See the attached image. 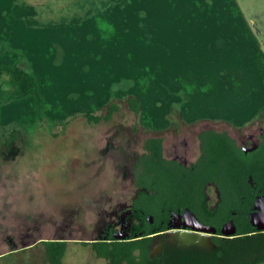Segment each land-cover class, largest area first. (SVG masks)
<instances>
[{
	"label": "rangeland",
	"instance_id": "1",
	"mask_svg": "<svg viewBox=\"0 0 264 264\" xmlns=\"http://www.w3.org/2000/svg\"><path fill=\"white\" fill-rule=\"evenodd\" d=\"M237 1L248 18L259 14L260 24L250 27L264 49V0ZM256 1L258 11L249 9L248 5L256 8ZM7 2L0 0V39L13 41L29 54L19 64L39 76L50 97V111L48 119L35 130L26 131L18 116L12 115H23L24 106L9 107L0 120V264H48L42 242L57 241L62 236L70 241L64 264H107L97 258L92 244L74 241L93 240L101 221L110 220L105 213L119 204H130L135 188L128 169L144 154L146 140L162 138L166 158L174 157L175 150L180 154L188 150L190 159L196 161L200 132L215 130L246 140L264 127V110L244 123L223 119L231 115L220 114L229 102L228 96L221 97L220 90L232 87V79L237 78L240 80L234 85L243 89L241 96H255L261 86L260 98L249 106L258 110L262 103L264 107V76H258L255 86L256 67L232 20L216 26L224 27L220 36L223 42L216 48L210 45L218 36L215 30L206 28L205 21L195 15H188L193 25L177 21L171 32L168 17H151L153 28L158 23L166 27L162 28V42H157L154 30L143 32L136 18H123L111 11V0H14L10 9ZM209 16L211 21L215 19L210 12ZM152 42L160 45V51L183 49L191 55L201 54L206 45L212 54L232 63L216 66L212 56L205 55L203 61L209 60L214 67L208 66L202 77L182 68L180 76L187 91L176 96L157 87L154 100L143 99L142 113L136 115L128 98H141L153 89V81L102 84L91 65L103 59L104 52H115L120 62L110 64L113 75L119 65L129 67V58L124 55L134 53L137 43ZM58 48L63 52L62 60L57 58ZM195 69L199 70L198 65ZM160 81L178 88L170 78L162 76ZM205 103L223 118L195 120L194 115ZM111 105H118L119 111L109 121L89 123L83 116L86 111L104 116ZM59 119L62 124H52ZM210 195L215 200L216 191L210 190ZM10 240L16 242L15 250L10 248ZM160 243L156 240L153 248Z\"/></svg>",
	"mask_w": 264,
	"mask_h": 264
},
{
	"label": "trees",
	"instance_id": "2",
	"mask_svg": "<svg viewBox=\"0 0 264 264\" xmlns=\"http://www.w3.org/2000/svg\"><path fill=\"white\" fill-rule=\"evenodd\" d=\"M3 1V0H2ZM8 1V2H7ZM14 0H5L7 8L10 9ZM220 4V5H219ZM224 5V6H223ZM111 11H115L120 17L137 19L142 26L143 32L148 29L156 35V41L162 42L163 29L166 27L158 23L152 27L151 17L162 20V14L168 17L170 31L174 30L175 24L189 22L193 25V20L188 15H195L196 18L204 20L206 28L215 30V37L210 45L219 48L223 42L222 37L224 27H216L228 20L237 24V30L241 37L240 41L248 52L249 59L256 67L257 79L255 86L258 84V76H264V49L259 45L257 38L247 22L237 0H111ZM163 6V8H161ZM5 8V9H7ZM155 8V9H154ZM3 9V8H1ZM163 9V10H162ZM166 9V12H164ZM159 11L161 13H159ZM151 14H150V13ZM209 12L215 15V19L210 20ZM153 17V18H154ZM190 19V20H189ZM163 28V29H162ZM148 32V31H147ZM246 35L247 37H242ZM145 45V46H143ZM136 51L129 55H124L127 59L126 69L119 65L116 73L112 75L113 69L110 64H119L120 60L116 59V53L104 52L103 59L98 63L91 65L95 78L102 84L110 85L114 82L136 79L139 81H153V89L148 90L146 94L130 96L128 105L131 111L139 115L143 109V99L154 100V94L157 87H163L169 95H176L182 91H187L184 85V78L180 76L184 71L194 73L196 76L205 75L206 69L214 67L209 60L203 61L205 55L214 60L216 66H226L231 61H225L211 53L206 45L202 46L201 54L191 55L190 51L185 52L183 49H173L172 51H160V45L157 43H137ZM217 51V50H216ZM137 52L136 55H134ZM167 52V53H166ZM196 52V53H199ZM56 54L58 59L62 60L63 52L58 48ZM23 49L17 47L13 41L0 39V120L3 114H6L9 107L24 106L23 115L18 112L12 113L17 117L19 124L26 130L37 129L42 125L49 116L50 97L44 90L42 82L36 73L22 68L19 61L27 58ZM117 60V62H115ZM162 60L164 66H162ZM238 60V59H236ZM61 62V61H58ZM187 62H191L187 65ZM210 63V65L208 64ZM151 64L152 68L147 65ZM198 65L199 70L195 71ZM236 70V69H235ZM259 74V75H258ZM237 73V77H239ZM163 77L170 78V81L178 86L174 90L171 85H166L160 81ZM240 79H232V87H224L220 90L221 97L228 96L229 102L225 103L220 112L221 115H231L223 118L216 110L209 108V104L198 110L194 119L202 118H223L227 120L244 123L254 117L257 113L264 110L263 104L258 105V110H253L249 106L251 102L258 101L262 94L256 88L255 96H248L243 93V89L236 84ZM137 92V91H136ZM259 92V94H258ZM143 93V92H142ZM246 93V92H245ZM240 94V95H239ZM190 99H193V95ZM247 99V101H244ZM250 102V103H249ZM194 106V104H193ZM192 106V107H193ZM252 106V104H251ZM201 107V106H199ZM197 108V107H196ZM119 111L118 105H111L104 116L94 115L90 111L83 113L89 123H100L101 121L111 120L114 113ZM232 118V119H231ZM62 120L52 121L53 125L62 124ZM201 157L198 160V170L196 174L183 177L177 170H172L170 162L163 156V139L159 137L149 138L144 143V154L140 161L147 162L153 177L148 181H143L139 185L145 187L154 194L141 193L137 201V206L141 209L139 212L138 222L133 225V234L130 240L117 241L113 234H110L109 241L84 243L92 244V248L97 258L104 259L107 264H149V245L153 241V236L168 230L166 222L169 215H164L163 208L175 209L174 207H188L197 217L208 225L214 226L218 231L221 230L223 223L232 219V212H238L245 219L247 227H251L248 222V213L241 211L240 202L243 196L247 197V205L253 207L255 194L251 189L249 180L253 178V183L258 189V183L264 186V135L263 143L259 150L246 154L237 143L226 133L207 130L199 134ZM8 145L9 143L6 142ZM0 142V155H1ZM212 181L218 187L221 202L219 208L210 212L205 205L203 189L206 182ZM145 203L141 205L139 203ZM139 204V205H138ZM153 217L154 223L150 222L149 217ZM235 219L238 225V218ZM162 221L165 224L162 225ZM241 225H244L243 221ZM239 226V225H238ZM249 230V229H248ZM248 230L240 228L241 236L232 239L215 238L216 251L210 258L195 256L190 259L189 264H260L264 262V234L246 235ZM46 260L48 264H64L68 243L59 241H44ZM164 264H179L174 254L166 257Z\"/></svg>",
	"mask_w": 264,
	"mask_h": 264
},
{
	"label": "flooded vegetation",
	"instance_id": "3",
	"mask_svg": "<svg viewBox=\"0 0 264 264\" xmlns=\"http://www.w3.org/2000/svg\"><path fill=\"white\" fill-rule=\"evenodd\" d=\"M199 134H198V141H199ZM263 135H264V127L260 128L258 135H249L246 137V140H240L237 138L235 139L234 137H231L230 135L229 136L237 143V145L240 148L250 149L247 148V146L251 148L254 146H258L257 150H259V148L263 143ZM163 156L168 161L174 162L173 164L170 165L172 167V170L173 169L177 170L183 177L194 175L199 169L197 164L199 158L201 157L200 141H199V156L196 161H192L190 159L188 150H186L183 154H180L178 150H175L174 157L169 159L165 157L164 148H163ZM128 175H129V179L131 180L132 186L135 188V193L131 199L130 204L129 203L119 204L116 207H114V209L112 208L110 212L105 213V217L110 218V220L106 219L104 221H101V226L95 233L93 240L74 241V242L77 243L107 242L109 241L110 234H113V236L115 234L127 235L128 238L126 240H130L131 235L133 234V225L138 222L137 216L141 211L139 206H137L136 204L140 194L141 193L154 194L153 192L148 191L145 187L140 186L139 184L143 181H148L149 179H151L154 173L151 171V167L147 162L140 161V159L138 158V160L132 166L129 167ZM249 183L251 189L254 190L253 193L251 192L250 194L252 195L255 194L253 207L249 209L247 205L248 202L247 197L243 196L240 202V206H241L240 210L248 213L247 214L248 222L250 223L251 227H247V225L245 224V219H243L241 215L239 216L238 212H232L231 216L233 218H238L239 226L236 225L235 219L232 218L227 220L225 223H223L221 230L218 231L214 226L203 223L197 217V215L194 212H192L188 207H174L175 209L163 208L162 212L164 213V215L167 214L169 215V220L166 222L168 230H166L163 233L155 234L153 236V241L148 247L149 256L151 259V262L149 264H164L167 259L166 257L169 254H174L175 257L178 259L179 264H189L188 261L190 262V259L195 256L210 258L217 249L214 239L215 238L232 239L239 237L241 236L239 232L240 228L244 230L249 229L246 235L264 234V230L260 231L257 228H255L251 224V220H250L251 215L255 213V202L257 199H258V206L262 208L260 212H263L264 186L263 183H258V189H257L255 184L253 183L252 177H250ZM212 189L216 191L215 200L212 199L210 195V190ZM202 198L204 199L205 205L210 212H214L219 208L221 202V195L215 183H213L212 181L206 182L205 187L203 189ZM188 210L192 212L203 225L215 228L217 230V234L209 235L201 232H196L190 228L185 227L189 224V222L184 217L185 212ZM242 221L244 225H241ZM230 222H233L236 230V234L232 237L225 236L221 233L222 229ZM163 224H165V221H162V225ZM27 238H30V236L29 237L27 236ZM156 240H161V243L159 246H157V248L154 249L153 246L155 245ZM57 241L67 242V243L70 242L68 241V239L64 238L63 236L58 238ZM9 246L12 250H15L17 248V244L13 240L9 241Z\"/></svg>",
	"mask_w": 264,
	"mask_h": 264
},
{
	"label": "water",
	"instance_id": "4",
	"mask_svg": "<svg viewBox=\"0 0 264 264\" xmlns=\"http://www.w3.org/2000/svg\"><path fill=\"white\" fill-rule=\"evenodd\" d=\"M258 149V146H254L250 149H246V148H242L243 152L248 154V153H252L255 150ZM252 181V179H251ZM261 207L258 206V199L255 202V213L251 215L250 220H251V224L257 228L260 231L264 230V208H263V212L261 211ZM184 217L187 221H189V224L185 227L190 228L196 232H201V233H205V234H209V235H216L217 234V230L215 228L203 225L198 219L197 217L190 212L189 210L185 212ZM153 217H150V222L153 223ZM221 233L225 236H234L236 234V230L234 227L233 222H230L228 225H226ZM170 234V233H169ZM163 235V234H162ZM128 237L127 235H122V234H115L114 235V239L118 240V241H123L126 240ZM260 264H264L260 263Z\"/></svg>",
	"mask_w": 264,
	"mask_h": 264
},
{
	"label": "crops",
	"instance_id": "5",
	"mask_svg": "<svg viewBox=\"0 0 264 264\" xmlns=\"http://www.w3.org/2000/svg\"><path fill=\"white\" fill-rule=\"evenodd\" d=\"M237 2H238V1H237ZM246 2L248 3V1H246ZM238 4H239V6H240V8H241V10H242V12H243V14H244V16H245L247 22L249 23V25H250V26H251V25H254V26L256 25V26H258V25L260 24L259 14H258L257 17H256V15H255V16H254V15L251 16V14H250L251 18H248V17L246 16V14L244 13V11H243V7H242V5H241L239 2H238ZM253 4H254V6H256L255 9H254V8H250L249 5H248V8L251 9V10L258 11V9H259L258 1H256V3H253ZM258 31H259V27H258ZM258 34H261V33L259 32Z\"/></svg>",
	"mask_w": 264,
	"mask_h": 264
},
{
	"label": "bare ground",
	"instance_id": "6",
	"mask_svg": "<svg viewBox=\"0 0 264 264\" xmlns=\"http://www.w3.org/2000/svg\"><path fill=\"white\" fill-rule=\"evenodd\" d=\"M189 222V221H188Z\"/></svg>",
	"mask_w": 264,
	"mask_h": 264
}]
</instances>
